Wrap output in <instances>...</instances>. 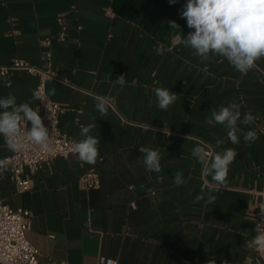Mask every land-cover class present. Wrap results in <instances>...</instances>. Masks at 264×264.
Returning <instances> with one entry per match:
<instances>
[{
  "label": "crops",
  "instance_id": "obj_1",
  "mask_svg": "<svg viewBox=\"0 0 264 264\" xmlns=\"http://www.w3.org/2000/svg\"><path fill=\"white\" fill-rule=\"evenodd\" d=\"M185 2L0 0V68L17 58L37 66L41 40L58 35L57 16L65 15L66 39L51 49L62 83H48L46 93L55 88L47 96L67 109L61 132L79 141L81 126L96 122L91 134L100 139L95 164L56 159L23 194L9 170L0 174V202L31 213L27 241L42 263L97 264L103 257L118 264H257L247 244L264 180V58L247 75L223 57L201 61L168 25L174 20L184 35L190 31L179 15ZM122 74L123 89L115 83ZM36 83L17 73L7 86L0 76V98L12 93L35 109ZM157 87L179 96L166 111L156 106ZM96 96L111 97L106 116L95 109ZM233 101L241 118L254 115L252 124L239 126L255 130V142L241 135L234 145L224 126L206 124L211 110ZM199 144L238 152L225 185L212 192L214 203H206L209 188L200 190L202 166L191 155ZM141 146L160 153V173L145 169ZM10 154L0 137V159ZM89 170L100 188L87 193L79 179ZM177 170L184 172L182 186L173 183ZM202 192L205 201L194 203Z\"/></svg>",
  "mask_w": 264,
  "mask_h": 264
},
{
  "label": "clouds",
  "instance_id": "obj_2",
  "mask_svg": "<svg viewBox=\"0 0 264 264\" xmlns=\"http://www.w3.org/2000/svg\"><path fill=\"white\" fill-rule=\"evenodd\" d=\"M178 0H168L170 5ZM181 19L186 20L190 31L184 35L180 25L168 21V25L177 31L180 43L193 51L201 61H208L219 56L227 60L233 68L242 75H247L256 62L264 58V0H186L179 11ZM158 55L164 53L163 48L156 49ZM115 83L123 89L127 85L126 75L122 74ZM56 89L52 88L47 95H55ZM156 106L161 110L169 109L179 98L169 88L157 87L154 89ZM41 102L44 96L34 94ZM95 109L100 116H106L111 107V97H94ZM95 121V118H93ZM255 117L247 112L241 118L240 105L230 102L220 106L218 110L210 112L206 124L224 126L228 140L238 145L241 135L247 143L258 139L255 130L243 132L239 125H250ZM27 122L29 127H21ZM96 122L82 125L80 136L82 139L75 142L72 149L79 160L87 164H95L99 156L98 145L100 139L92 135ZM0 137H3L8 150L20 153L25 148V140L38 145L43 151H51L49 128L45 126L40 112L35 110L29 102L17 103L14 94L9 93L0 98ZM222 141H217V145ZM139 152L145 169L152 173L162 171L161 155L157 150L141 146ZM192 157L202 166V173L210 176L212 183L209 185L206 203H214L213 191H219L226 183L230 165L237 158L238 152L234 148H225L216 152L207 144H199L192 149ZM8 170V161L0 159V173ZM176 186L186 183L184 172L177 170L173 179ZM205 201V194L199 193L193 202ZM254 236L248 241L247 246L264 255V221L256 223L253 229ZM207 264H216L214 259H209ZM225 264L227 262L225 261Z\"/></svg>",
  "mask_w": 264,
  "mask_h": 264
},
{
  "label": "built area",
  "instance_id": "obj_3",
  "mask_svg": "<svg viewBox=\"0 0 264 264\" xmlns=\"http://www.w3.org/2000/svg\"><path fill=\"white\" fill-rule=\"evenodd\" d=\"M59 33L56 37H47L41 40L43 52L37 66L15 59L7 67L0 68V76L5 79V85L10 84V79L17 73H22L36 79L37 83L32 92L35 110L40 112L43 122L49 128L51 151H43L38 145L25 140V148L20 153H13L2 158L8 161L9 178L14 184L18 194H23L33 188V178L44 167H49L56 159L74 157L80 165L85 162L79 160L73 153L75 140L59 129V119L67 111L61 105L53 103L46 93V86L51 82L62 83L57 69L53 65L52 45L62 43L66 39L67 23L65 15L57 16ZM80 30V28H78ZM44 96V101L34 97V94ZM21 127L27 129L23 122ZM210 146V145H209ZM211 147V146H210ZM213 150V148L211 147ZM3 174V173H0ZM81 188L87 192L97 191L100 181L95 170L85 172L79 179ZM206 176L201 173V191L209 188ZM259 199L253 213L254 228L256 223L264 221V180L263 188L258 193ZM32 226V215L23 209H11L0 202V264H61L56 262L42 263L40 253L27 241V233ZM255 234V233H254ZM257 264H264V255L253 250ZM97 264H118L117 261L99 257Z\"/></svg>",
  "mask_w": 264,
  "mask_h": 264
}]
</instances>
